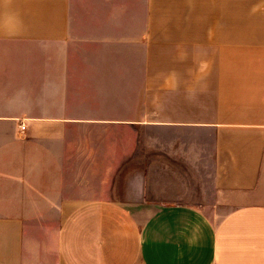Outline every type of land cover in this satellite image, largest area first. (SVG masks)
I'll use <instances>...</instances> for the list:
<instances>
[{
    "label": "crops",
    "instance_id": "obj_1",
    "mask_svg": "<svg viewBox=\"0 0 264 264\" xmlns=\"http://www.w3.org/2000/svg\"><path fill=\"white\" fill-rule=\"evenodd\" d=\"M0 264H264V0H0Z\"/></svg>",
    "mask_w": 264,
    "mask_h": 264
},
{
    "label": "rangeland",
    "instance_id": "obj_2",
    "mask_svg": "<svg viewBox=\"0 0 264 264\" xmlns=\"http://www.w3.org/2000/svg\"><path fill=\"white\" fill-rule=\"evenodd\" d=\"M146 26L144 25H134V26H127L128 28L131 29H140L142 31V33H144V29ZM149 46H134V47H126V51L124 52V55L121 60H120V64H124L126 66V68H128V66L132 65V64H142V62L144 61H149ZM104 63L107 64H117V59L116 56H107L104 60ZM132 68V67H131ZM117 75V74H114ZM132 75V74H131ZM119 82L116 80H111L110 82H108V85L105 86L104 90H101V88H97L94 90H91L93 95H103V96H118L120 95L119 92V87L118 84ZM123 95H125V93H123ZM91 113L95 114V111H90ZM148 138H143V141H147ZM144 170H142L143 172ZM147 171V170H145ZM148 172V171H147ZM148 177V176H146ZM123 186H115V191L116 189L120 190ZM114 196H118L120 195V193L118 192H113Z\"/></svg>",
    "mask_w": 264,
    "mask_h": 264
}]
</instances>
